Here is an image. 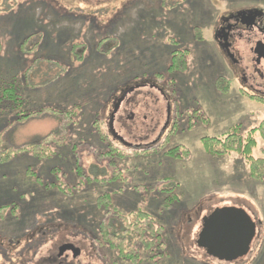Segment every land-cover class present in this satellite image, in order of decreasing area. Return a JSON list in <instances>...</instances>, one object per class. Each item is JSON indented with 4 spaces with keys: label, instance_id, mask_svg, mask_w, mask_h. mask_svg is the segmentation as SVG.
<instances>
[{
    "label": "rangeland",
    "instance_id": "1",
    "mask_svg": "<svg viewBox=\"0 0 264 264\" xmlns=\"http://www.w3.org/2000/svg\"><path fill=\"white\" fill-rule=\"evenodd\" d=\"M253 7L264 13V0H0V89L16 80L26 108L15 113L51 109L7 130L8 146L17 149L58 131L61 139L65 126L75 123L71 144L52 161L38 163L20 154L10 165H0V207L12 205L0 209V228L11 245L21 235L27 237H19L21 247L31 241L36 225L48 218L82 244L87 230L112 213L113 207L109 215L96 207L97 198L110 193L112 206L122 214L144 211L162 227L161 246L141 252L137 264H264V181L250 177L238 154L211 157L201 141L238 125L247 132L264 119V103L248 98L230 69L227 74L213 37L221 17ZM173 40L181 44L170 45ZM248 43L241 44V54L250 64ZM175 52H185L183 71L169 70ZM220 77L232 81L225 95L214 85ZM143 80L157 84L170 101L149 86L136 90L118 115L116 132L132 146H143L161 133L169 103L172 119L151 148L156 155L115 144L128 158L109 165L99 156L105 149L92 124L97 114L106 131L111 97L120 86ZM11 115L0 106V131ZM262 146L257 136L254 157H261ZM175 149L177 155L168 156ZM100 167L115 172L118 180L105 185L80 178ZM219 207L243 209L257 225L251 250L241 261L220 262L196 246L203 218ZM42 232L33 236L35 241ZM88 237L75 264H112L108 259L97 263ZM9 252L1 253L6 258ZM32 252L23 264H29ZM106 253L116 264H130L117 252ZM0 259V264H13Z\"/></svg>",
    "mask_w": 264,
    "mask_h": 264
},
{
    "label": "trees",
    "instance_id": "2",
    "mask_svg": "<svg viewBox=\"0 0 264 264\" xmlns=\"http://www.w3.org/2000/svg\"><path fill=\"white\" fill-rule=\"evenodd\" d=\"M185 59L184 52H181L180 54L178 52L173 53L169 70L183 71L186 68ZM3 85L4 87L0 89V106L2 107V110L10 112L12 115L11 118L6 121L5 130L0 131V165H10L20 156V154H22L21 157L29 156L38 163L50 162L55 157H58L59 153L65 149V145L71 144L69 138L72 137L75 123L69 122L65 126L63 129L65 135L61 139H58L60 135V131H58V134L57 132H52L42 141H35L17 149L8 146L9 143L4 138V133L7 130L13 128L20 122L24 123L28 119L38 116L40 113H46L51 109L43 108L35 111L25 110L23 112L15 113L21 108H26V104L19 92V86L17 85L16 80L10 83L4 82ZM124 87L125 86H120L119 89ZM102 125L103 121L98 119L96 114L95 121L92 124V132L97 138L99 144L105 149L104 153L99 156L107 158L109 165L113 164L116 159L128 158V155L120 150L119 153L115 154V144H118L119 142L112 138L108 129L104 131ZM164 132V130H161V133L159 134L160 137L158 136L156 140L149 144L143 146L141 144H136L135 146L140 148H136L135 153L141 152L142 154L156 155L158 152H153L151 148L155 147L160 142V138H162ZM257 136L261 140L263 146L260 149L261 157L256 158L252 154L257 147ZM201 141L206 153L211 157L222 159L232 153L238 154L248 164L250 177L256 181H264V119H262L257 127L247 132L242 129L241 125H238L221 137H204ZM3 145H5V147H3ZM147 150H149V152H146ZM167 154L168 156L173 157L177 155V151L176 149L170 150ZM71 159H74L73 155L71 156ZM97 170H101L100 174L96 172ZM54 171L55 169H50L49 172L53 175ZM90 171V174L86 176L87 178L80 175V178H82L84 182L86 181V184L99 183L106 185L118 180V176L115 175V172L113 175L111 173L108 174L105 167H100L96 170L92 168ZM27 174L30 176H38V173L33 170H27ZM37 179L41 180V178ZM121 181L124 180L122 179ZM48 185L51 186L53 183H49ZM45 187L48 189L47 185ZM56 188L59 189L62 187L59 186ZM112 203L110 193H105L97 198L96 207L98 209L105 210L107 215H109V207H113L115 212L111 215L113 213L112 210V213L109 216H106L105 214L102 220L96 225L97 227L90 228L88 231L94 238H96L95 241L98 242V245L106 252H117L121 260L137 264L141 261L140 256L143 250L150 249L152 251L153 248L157 249L161 246L163 243L162 227L156 226V220L147 212L138 210L136 212H125L122 214L118 207L112 206ZM10 206L12 205L2 206L0 209ZM166 207H169V205L166 204ZM56 220L59 223L64 222L60 217ZM55 223L56 221H51L48 218L47 220H43L41 226H51ZM71 225L83 226L82 224L75 223H72ZM19 237L17 238L19 239ZM23 237H25V235H22L20 238ZM6 238L7 240H10V237Z\"/></svg>",
    "mask_w": 264,
    "mask_h": 264
},
{
    "label": "flooded vegetation",
    "instance_id": "3",
    "mask_svg": "<svg viewBox=\"0 0 264 264\" xmlns=\"http://www.w3.org/2000/svg\"><path fill=\"white\" fill-rule=\"evenodd\" d=\"M243 12H257L262 13L260 16H257L255 19H250L247 16L240 15ZM196 34V32H195ZM198 35L196 34V37ZM213 37L214 42L217 46V49L219 51L220 57L224 60L225 64V71L227 74H230L228 69L232 71L233 76L235 77L236 81L239 84V87L241 88V91L244 92L248 98H250L253 101H256L258 103H264V55H259L256 53V48L258 44L263 45L264 47V13L259 8H243V9H235L229 11L227 15L224 17H221L217 25L213 28ZM198 38V37H197ZM249 40V43L247 42ZM248 43L251 45L250 47V53L252 55L251 62L252 63H245V58L242 56L241 52V44ZM172 44H178V46L181 44V41H171L169 43ZM185 53V52H184ZM261 56V58H260ZM173 54L171 56V62H172ZM262 60V61H261ZM179 72V71H178ZM218 79V78H217ZM224 82V83H223ZM231 80L229 78L220 77L217 81L214 82L215 87L217 90L225 95L229 92L230 86H231ZM152 82L143 80L139 81L138 83H132V85L125 86L124 88H120L118 93L111 97V99L108 102V105L110 104V111L108 116V122H107V129L109 131V118L110 114L112 113V109L116 105L117 101L121 98L123 92L130 86L134 85H140V88H144L149 86L150 89H157L158 92L161 94L162 98L166 101H170V97L167 96L166 92L157 86V84H150ZM226 85L224 86L223 84ZM137 89V90H138ZM136 91V90H135ZM134 91V92H135ZM133 92V93H134ZM131 93V94H133ZM247 93V94H246ZM127 95L123 102L120 104V107L116 114L114 115V123H116L117 118L121 110L124 108L123 106L128 103L129 96ZM169 105V116L166 115L165 117V123L162 130H166V127L169 125L171 119H172V109L170 103ZM130 118L127 119V122ZM111 135V133H110ZM163 136V135H162ZM160 137V136H159ZM161 139V138H160ZM119 145L124 146L121 143H118ZM128 148H140L137 146H124ZM145 149V148H144ZM115 154L119 153V147L115 146ZM121 180V179H120ZM37 226V225H36ZM158 226V224H156ZM97 227V226H96ZM95 227V228H96ZM42 230H44L45 233H41L39 235L38 240L35 241L33 236L39 234ZM55 231L56 233L53 235H46L48 231L50 232ZM66 230L69 231V229H65L64 227H58V226H37V229L35 230L33 235L28 236V239L31 238V241L28 240L24 246H20L22 239H18V241L15 244L11 245V242L9 240H6L4 232L0 228V257L8 260L9 262H12L13 264H23L22 259L27 257L28 253L33 250L31 258L29 259V264H75L76 261H78L82 254V245L86 238H89L92 242L95 244L96 248V256L99 259L97 263L101 260L108 259L112 262V264L118 263V261H112L108 257V254L106 251L99 246L98 242H96V238L92 236V234L86 233L84 234L83 240L80 242L74 241L70 239V235L66 233ZM26 234V233H25ZM22 236V235H21ZM86 237V238H85ZM25 237L24 239H26ZM7 242V245L5 244ZM34 242V245H31V243ZM36 249H34V247ZM45 248L44 252L39 253L41 249ZM21 250V251H18ZM79 251L78 256L76 257L74 255L75 251ZM7 251H10L6 256V258L3 256V253H6ZM16 251V255H14V252ZM27 253V254H26ZM109 253V251H108ZM142 253H151V250H143ZM118 254V253H117ZM142 255V254H141ZM142 257V256H141ZM13 258L15 260H13ZM118 258L120 259V256L118 255ZM153 258V257H152ZM151 259V257H150ZM1 260V259H0ZM121 262H127L132 264L129 261H123L120 259ZM142 261V259H141ZM140 261V262H141ZM4 262V261H3ZM139 262V263H140Z\"/></svg>",
    "mask_w": 264,
    "mask_h": 264
},
{
    "label": "water",
    "instance_id": "4",
    "mask_svg": "<svg viewBox=\"0 0 264 264\" xmlns=\"http://www.w3.org/2000/svg\"><path fill=\"white\" fill-rule=\"evenodd\" d=\"M262 13L243 12L240 15L247 16L250 19H255ZM256 53L264 55V47L261 44L257 45ZM261 58V56H260ZM262 59V58H261ZM264 60V58H263ZM262 61V60H261ZM140 85L128 87L122 94L112 109L109 118V131L114 140L130 146L114 128V115L118 111L120 104L125 97L135 90ZM167 115L169 116V106H167ZM257 225L248 215L246 211L239 208L219 207L211 214L204 217L201 228L196 239V246L205 251L210 258L224 262L234 263L244 259L251 250L253 240L256 235ZM79 251H75L77 257Z\"/></svg>",
    "mask_w": 264,
    "mask_h": 264
}]
</instances>
